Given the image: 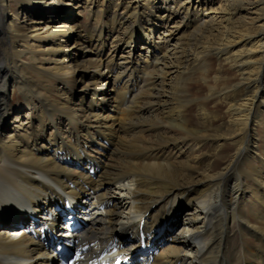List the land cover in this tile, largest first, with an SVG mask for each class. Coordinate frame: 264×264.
I'll list each match as a JSON object with an SVG mask.
<instances>
[{
  "label": "bare ground",
  "instance_id": "bare-ground-1",
  "mask_svg": "<svg viewBox=\"0 0 264 264\" xmlns=\"http://www.w3.org/2000/svg\"><path fill=\"white\" fill-rule=\"evenodd\" d=\"M132 1L0 0V264H55L10 230L34 217L39 233L67 198L90 208V254L144 236L148 264H264V0ZM15 89L34 116L10 121Z\"/></svg>",
  "mask_w": 264,
  "mask_h": 264
},
{
  "label": "rangeland",
  "instance_id": "rangeland-1",
  "mask_svg": "<svg viewBox=\"0 0 264 264\" xmlns=\"http://www.w3.org/2000/svg\"><path fill=\"white\" fill-rule=\"evenodd\" d=\"M127 1H129V0H127ZM145 1L144 0H134L132 2H136V3L138 2L137 3V6H138V9L140 10V9H143L144 8L142 6L145 5ZM178 1H182V0H178ZM84 4H85L84 2H81L80 4L75 3V6L70 9L71 11H68V13L71 14L69 16H74V18L72 20L73 21H76V22H74V23H76L75 24L76 25L75 26V29L73 30L72 33L69 32V34H70L69 37H71L72 40L75 39V40L79 41V39L77 38V36H78L77 33L80 32L81 34H83L85 32V30L88 29V26L90 24V20H89V17H88V13H89L90 10L91 11L94 10V8H91L90 9L91 6L88 5V8L84 11L83 10ZM218 4H219V2H217L216 4H214V6H213V8H211L210 12L208 11L207 15L209 16V20L211 19V17H213L212 20H214V18L218 16L217 15L218 13L215 11V9L218 7ZM65 14H67V13H65ZM27 19H29V18H27ZM25 22L28 24L30 21L29 20H26ZM73 24H71V25H73ZM216 25L217 24H215V26ZM192 30H193V28L187 30L186 27L185 28L184 27H181L180 28V31L177 32V35L178 36L175 37L174 42L178 38H179V40L180 39H188L187 36L192 32ZM27 31L28 30H26L25 33H27ZM161 31H163V30H161ZM71 48H72V53L71 54H78V56L81 55V50L83 52L85 50L81 45H78V44L75 45V43L72 46H70V49ZM134 51H135V53H138L135 49H134ZM115 62H118V60L116 59ZM83 72H84V70H81L80 72H78V74H76L79 78L76 79V80H74L72 82L73 84L71 85V86H73L72 88L76 90V94L78 96V98L76 100L77 102L81 99V96L85 92V89H83V87L87 84V82H88V76L90 75V72H88V74L83 73ZM31 76L33 77V81L34 82H36V81L42 82L41 84L44 87H48L49 85L55 86V85H58V83H59L58 81H56L58 83H55L54 84V81H52L51 79L45 81L44 75H40L37 72H32L31 73ZM67 81H70L69 78L67 79ZM53 86H52V88H54ZM201 93H202V91H201ZM8 103L10 104V109L12 111L11 117H10V121H12V120L14 121V119H16L18 116L21 117L19 119L24 118V116H27V117L30 116V115H33L34 116V112L33 111L32 112L29 111V109H28L29 107L26 106V103L23 100L21 94L16 89L13 90V91H10V94H9V97H8ZM256 108L257 109H262V106L258 105ZM189 117L191 118L192 125L195 128L201 129V130L204 129V126L201 124L202 122L198 118L197 111L195 109H192L191 110ZM222 123H226V120L223 119L222 120ZM258 128L259 129H263L264 128V114L262 115V118H260V125L258 124ZM222 134H223V132L213 133L212 140L217 139ZM211 143H212V141H211ZM213 147L215 148L214 145L212 146L210 144L206 149H207V151H209V150H212ZM192 212H193V209L192 208L191 209L189 208V209H187L183 213V219L180 221V225H177L176 226V228L174 230V233L171 236H169V237H173L176 234L178 235L179 233H181L182 228L187 227L186 225H184V223L182 221L185 218L190 217L189 214H191ZM250 241H252V240L250 239Z\"/></svg>",
  "mask_w": 264,
  "mask_h": 264
}]
</instances>
